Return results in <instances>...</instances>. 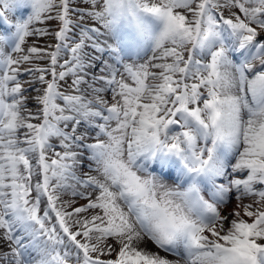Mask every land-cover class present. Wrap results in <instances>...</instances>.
Returning a JSON list of instances; mask_svg holds the SVG:
<instances>
[{
    "label": "snow or ice",
    "instance_id": "snow-or-ice-1",
    "mask_svg": "<svg viewBox=\"0 0 264 264\" xmlns=\"http://www.w3.org/2000/svg\"><path fill=\"white\" fill-rule=\"evenodd\" d=\"M0 264H264V0H0Z\"/></svg>",
    "mask_w": 264,
    "mask_h": 264
},
{
    "label": "rangeland",
    "instance_id": "rangeland-1",
    "mask_svg": "<svg viewBox=\"0 0 264 264\" xmlns=\"http://www.w3.org/2000/svg\"><path fill=\"white\" fill-rule=\"evenodd\" d=\"M47 26L50 27V28H54L55 27V22H50ZM33 39H35V38H30L28 40V43H32V40ZM45 41L54 42L51 37H45V38H43V40L41 41V43H43ZM29 106L31 107V105H29ZM245 203H247V201H245ZM235 207H236V200H235V198H233V200L231 201V203L227 207L226 211L227 212H231Z\"/></svg>",
    "mask_w": 264,
    "mask_h": 264
},
{
    "label": "bare ground",
    "instance_id": "bare-ground-1",
    "mask_svg": "<svg viewBox=\"0 0 264 264\" xmlns=\"http://www.w3.org/2000/svg\"><path fill=\"white\" fill-rule=\"evenodd\" d=\"M247 202H248V201H247ZM81 203H83V201H81ZM147 247H148L149 249H151L152 251H159V250L156 249L155 246L152 245L150 242L148 243ZM160 254H161V255H165V253H163V252H161ZM169 258L172 259V258H174V257H169Z\"/></svg>",
    "mask_w": 264,
    "mask_h": 264
}]
</instances>
